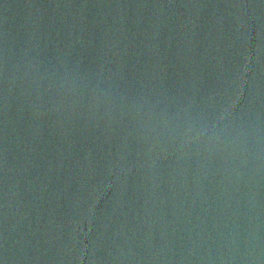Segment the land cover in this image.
Instances as JSON below:
<instances>
[{"label": "water", "instance_id": "95a60500", "mask_svg": "<svg viewBox=\"0 0 264 264\" xmlns=\"http://www.w3.org/2000/svg\"><path fill=\"white\" fill-rule=\"evenodd\" d=\"M0 264H264V0H0Z\"/></svg>", "mask_w": 264, "mask_h": 264}]
</instances>
